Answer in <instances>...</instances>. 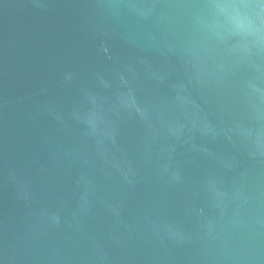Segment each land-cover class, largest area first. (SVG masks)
I'll use <instances>...</instances> for the list:
<instances>
[{
    "label": "water",
    "instance_id": "obj_1",
    "mask_svg": "<svg viewBox=\"0 0 264 264\" xmlns=\"http://www.w3.org/2000/svg\"><path fill=\"white\" fill-rule=\"evenodd\" d=\"M0 264H264V0H0Z\"/></svg>",
    "mask_w": 264,
    "mask_h": 264
}]
</instances>
